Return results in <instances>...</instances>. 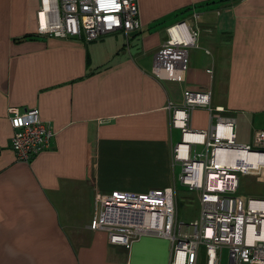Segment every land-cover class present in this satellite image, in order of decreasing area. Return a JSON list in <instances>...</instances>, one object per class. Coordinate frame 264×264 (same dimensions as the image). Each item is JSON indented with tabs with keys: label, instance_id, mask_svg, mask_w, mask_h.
I'll return each instance as SVG.
<instances>
[{
	"label": "crops",
	"instance_id": "0c3cea01",
	"mask_svg": "<svg viewBox=\"0 0 264 264\" xmlns=\"http://www.w3.org/2000/svg\"><path fill=\"white\" fill-rule=\"evenodd\" d=\"M136 7L139 28L126 38L84 42L37 36V0H0V264H168L164 237L142 233L126 249L90 229L94 195L171 188L175 198L182 186L171 152L181 134L166 106L180 105L183 91L208 90L211 107L234 120L235 143L237 129L249 144L264 130V0ZM192 14L196 47L181 79L154 76L165 29ZM9 107L36 108L53 132L27 162L9 148ZM208 123L204 108L190 112L191 130Z\"/></svg>",
	"mask_w": 264,
	"mask_h": 264
},
{
	"label": "built area",
	"instance_id": "2783aa9c",
	"mask_svg": "<svg viewBox=\"0 0 264 264\" xmlns=\"http://www.w3.org/2000/svg\"><path fill=\"white\" fill-rule=\"evenodd\" d=\"M196 19L192 14L165 29L166 38L154 57V76L181 79L187 49L196 47ZM138 28L136 0H37L35 34L39 37L92 42L116 31L126 38ZM195 108L208 113L204 131L188 126ZM166 109L170 126L181 134L171 152L172 162L179 167L177 181L195 193L197 217L186 223L176 220L171 188L111 192L94 195L90 229L106 231L110 244L126 249L142 233L164 237L170 242L168 264H198L199 247L202 264H221L223 248L226 264H264V198L236 195L238 176L264 178V130L252 133L251 145L236 144L234 120L220 116V107L210 106L208 90L183 91L180 105L168 103ZM6 114L12 129L9 148L16 161L27 162L48 148L53 132L36 108L9 107ZM197 146L202 147L200 152ZM240 154L258 156V161L231 166L230 158Z\"/></svg>",
	"mask_w": 264,
	"mask_h": 264
},
{
	"label": "rangeland",
	"instance_id": "374dc122",
	"mask_svg": "<svg viewBox=\"0 0 264 264\" xmlns=\"http://www.w3.org/2000/svg\"><path fill=\"white\" fill-rule=\"evenodd\" d=\"M191 51H194L197 54L196 56L201 54L199 50H189L188 53ZM247 138L248 135L245 131L237 129V143H240V145H251L249 144V138ZM201 149L202 147L197 146L196 152H200ZM236 195L243 196L244 198H264V183L256 181L254 176H238ZM174 208L177 221L186 223L196 218L198 215V202L195 193L188 192L185 188L177 185L175 187ZM198 252L201 259L199 264H202L204 260L203 248L199 247ZM220 259L221 264H226L227 254L224 248L221 250Z\"/></svg>",
	"mask_w": 264,
	"mask_h": 264
},
{
	"label": "bare ground",
	"instance_id": "6f19581e",
	"mask_svg": "<svg viewBox=\"0 0 264 264\" xmlns=\"http://www.w3.org/2000/svg\"><path fill=\"white\" fill-rule=\"evenodd\" d=\"M188 136H185V139H188ZM236 160V161H235ZM258 161V156L254 155H247V154H240L239 157H232L230 158L231 166L237 167L241 166L242 164H254ZM144 220H147L146 217H144Z\"/></svg>",
	"mask_w": 264,
	"mask_h": 264
},
{
	"label": "trees",
	"instance_id": "16d2710c",
	"mask_svg": "<svg viewBox=\"0 0 264 264\" xmlns=\"http://www.w3.org/2000/svg\"><path fill=\"white\" fill-rule=\"evenodd\" d=\"M26 37L29 38L30 36H25L24 38H26Z\"/></svg>",
	"mask_w": 264,
	"mask_h": 264
}]
</instances>
